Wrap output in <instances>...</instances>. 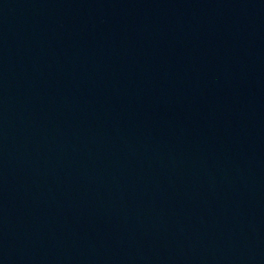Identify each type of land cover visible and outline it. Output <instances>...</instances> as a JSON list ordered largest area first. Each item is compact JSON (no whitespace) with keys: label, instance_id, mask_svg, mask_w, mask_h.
Here are the masks:
<instances>
[{"label":"water","instance_id":"95a60500","mask_svg":"<svg viewBox=\"0 0 264 264\" xmlns=\"http://www.w3.org/2000/svg\"><path fill=\"white\" fill-rule=\"evenodd\" d=\"M0 264H264V0H0Z\"/></svg>","mask_w":264,"mask_h":264}]
</instances>
